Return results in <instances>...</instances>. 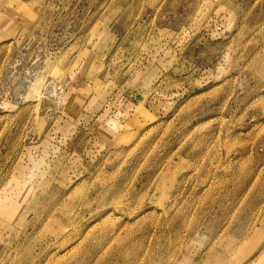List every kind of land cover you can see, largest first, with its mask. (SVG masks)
Segmentation results:
<instances>
[{"label": "rangeland", "instance_id": "rangeland-1", "mask_svg": "<svg viewBox=\"0 0 264 264\" xmlns=\"http://www.w3.org/2000/svg\"><path fill=\"white\" fill-rule=\"evenodd\" d=\"M0 264H264V0H0Z\"/></svg>", "mask_w": 264, "mask_h": 264}, {"label": "bare ground", "instance_id": "bare-ground-1", "mask_svg": "<svg viewBox=\"0 0 264 264\" xmlns=\"http://www.w3.org/2000/svg\"><path fill=\"white\" fill-rule=\"evenodd\" d=\"M180 207V206H179ZM177 240V239H176ZM59 262V261H58Z\"/></svg>", "mask_w": 264, "mask_h": 264}]
</instances>
